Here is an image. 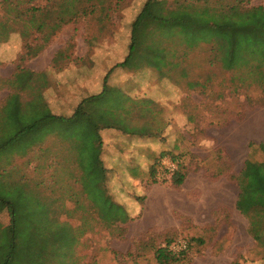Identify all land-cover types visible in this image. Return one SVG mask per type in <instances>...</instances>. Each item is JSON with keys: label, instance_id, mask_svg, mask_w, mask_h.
Returning a JSON list of instances; mask_svg holds the SVG:
<instances>
[{"label": "rangeland", "instance_id": "1", "mask_svg": "<svg viewBox=\"0 0 264 264\" xmlns=\"http://www.w3.org/2000/svg\"><path fill=\"white\" fill-rule=\"evenodd\" d=\"M27 1L0 0V22L18 11L28 14L31 6H46L45 0H33V5ZM146 1L80 0L85 12L95 14L85 18L86 36L93 37L106 49L103 45L113 42L114 37H108V33L114 29L117 32L114 51L121 58L127 52L121 41L129 37L131 23ZM180 6L189 10L206 6L213 11L231 6L264 8V0H159L153 3L151 13L163 17ZM26 42L34 45L32 40ZM147 44L163 48L165 61L178 63L164 71L180 86L184 118L196 121L198 127H206L181 128L174 140L172 136L165 137L162 158L173 164L174 171L160 168L156 179H149L153 190L147 200L149 206L144 194H140L129 202L141 204L143 210H136L135 205L131 207L133 212H128L129 207L123 206L125 223L108 224L102 220L85 190L84 180L77 179L76 174L68 173L61 165L52 166L54 162L50 163V159L39 158L44 149H33L37 143L46 146V138L53 131L55 137L62 135L61 128L50 126L35 128L27 134L19 132L24 128H0V195L10 186H21L50 205L56 220L66 224L76 237L72 250L63 251L66 264H157L155 249L168 246L177 256L178 252L171 247L178 241L185 242L187 251L175 264H252L260 257L264 260V243L258 245L248 234L245 218L237 215L231 221V213L221 208L213 210L211 220L208 209L195 210L194 204L202 202L210 207L216 200L209 197L211 192L224 189L235 195L245 160L256 163L263 160L258 144L264 139V63L255 64L251 73L246 68L226 71L214 60L211 45L188 48L181 37L155 30H150ZM237 108L239 113L244 112L245 128H235V122H229L234 128H220L227 123L222 120L223 115L234 117ZM25 119L12 122L22 123ZM257 123L261 128H253ZM177 170L184 176L180 185L172 182ZM102 188L107 195L106 183ZM20 192L13 190L16 195ZM180 194L191 200L184 199L182 208L186 212L173 210L174 197ZM162 201L168 205L158 212ZM188 212L202 226L195 225ZM0 224L9 225L6 210L0 212ZM44 262L58 264V258L52 259L48 254Z\"/></svg>", "mask_w": 264, "mask_h": 264}, {"label": "crops", "instance_id": "2", "mask_svg": "<svg viewBox=\"0 0 264 264\" xmlns=\"http://www.w3.org/2000/svg\"><path fill=\"white\" fill-rule=\"evenodd\" d=\"M87 33L84 23L64 25L41 51L24 62L20 60L23 46L17 32L0 44V128L32 126L28 132L47 126L61 128L60 137H55L53 131L46 138V146H33L44 149V155L38 157L50 159L52 166L61 165L82 180L102 167L107 196L133 212L136 203L129 201L134 196L144 194L145 201L151 196V170L157 167L159 174L165 137L172 136L174 140L181 128L206 127L184 118L181 89L175 81L159 78L150 70L134 75L115 67L125 54L117 58L114 29L108 33V37H114L113 42L103 45L106 49ZM121 43L128 48L129 37ZM236 113L230 118L223 115L227 123L220 128H234L229 122H235V128H245L244 112L239 117L237 108ZM19 118L26 119L12 122ZM11 124L14 126L9 127ZM254 125L261 128L259 123ZM211 194L209 197L216 199L214 203L207 207L195 202V210L208 209L211 220L213 210L221 208L231 213V221L237 215L243 217L235 207L239 191L232 195L224 189ZM181 196L174 197L173 210L186 212L182 206L189 196L183 195V200ZM167 205L162 201L157 211ZM136 207L143 210L141 204ZM188 214L195 225L202 226L196 216ZM263 262L260 257L252 264Z\"/></svg>", "mask_w": 264, "mask_h": 264}, {"label": "trees", "instance_id": "3", "mask_svg": "<svg viewBox=\"0 0 264 264\" xmlns=\"http://www.w3.org/2000/svg\"><path fill=\"white\" fill-rule=\"evenodd\" d=\"M32 1L27 2L33 5ZM45 1L44 7L31 6L28 14L18 11L0 22V44L8 41L14 32L20 35L22 62L41 51L64 25L85 24V18L95 15L85 12L80 7V0ZM158 1L147 0L131 23L127 52L115 67L124 68L134 75L150 70L159 78H169L164 70L170 66L174 68L178 63L165 61L163 48L147 44L150 30L179 36L188 48L199 44L211 45L214 60L226 71L246 68L251 73L255 64L264 63V8L231 6L213 11L206 6L191 7L192 10L180 6L163 17H156L151 9ZM27 40H32L34 45L26 44ZM239 117H242L241 113ZM31 127H26L21 133L28 132ZM258 149L263 160L259 163L245 160L237 178L239 194L235 207L248 222V234L260 245L264 243V143H259ZM156 175L157 167L151 170L153 179ZM183 178L181 171L177 170L172 182L180 185ZM84 182L85 190L102 220L108 224L127 221L123 206L114 203L102 188L105 182L102 167ZM13 190L21 192L16 195ZM31 193L28 188L10 186L0 195V212L6 210L9 217V225L0 224V264H44L48 254L52 259L58 258V264H66L63 251L72 250L76 237L66 224L56 220L46 201ZM186 251H180L176 256L168 246L160 247L155 249L154 258L157 264H175Z\"/></svg>", "mask_w": 264, "mask_h": 264}, {"label": "built area", "instance_id": "4", "mask_svg": "<svg viewBox=\"0 0 264 264\" xmlns=\"http://www.w3.org/2000/svg\"><path fill=\"white\" fill-rule=\"evenodd\" d=\"M164 161L161 163L160 168L161 170H168L169 172L174 171L173 164H170L166 158L163 159ZM161 174V173H160ZM186 248V244L183 241H178L172 245L171 249L175 252H180Z\"/></svg>", "mask_w": 264, "mask_h": 264}]
</instances>
